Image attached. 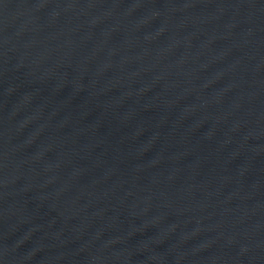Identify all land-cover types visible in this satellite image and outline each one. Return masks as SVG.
I'll use <instances>...</instances> for the list:
<instances>
[{
    "label": "water",
    "instance_id": "95a60500",
    "mask_svg": "<svg viewBox=\"0 0 264 264\" xmlns=\"http://www.w3.org/2000/svg\"><path fill=\"white\" fill-rule=\"evenodd\" d=\"M0 264H264V0H0Z\"/></svg>",
    "mask_w": 264,
    "mask_h": 264
}]
</instances>
